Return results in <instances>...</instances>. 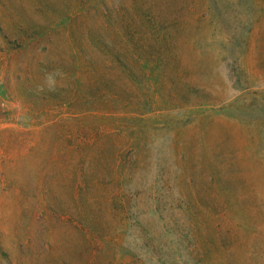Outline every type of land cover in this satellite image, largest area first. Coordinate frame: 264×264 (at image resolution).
Returning a JSON list of instances; mask_svg holds the SVG:
<instances>
[{
  "label": "rangeland",
  "instance_id": "rangeland-1",
  "mask_svg": "<svg viewBox=\"0 0 264 264\" xmlns=\"http://www.w3.org/2000/svg\"><path fill=\"white\" fill-rule=\"evenodd\" d=\"M187 222L264 264V0H0V264H180Z\"/></svg>",
  "mask_w": 264,
  "mask_h": 264
},
{
  "label": "trees",
  "instance_id": "trees-1",
  "mask_svg": "<svg viewBox=\"0 0 264 264\" xmlns=\"http://www.w3.org/2000/svg\"><path fill=\"white\" fill-rule=\"evenodd\" d=\"M174 203V202H173ZM173 203L171 202L170 207H172ZM192 204L186 205V214L188 216V219L190 218V215L188 212L192 209ZM188 208V210H187ZM113 210H116V206H114ZM156 212V211H155ZM190 222V219H189ZM187 222V225L182 229L178 234H170V231H165L164 233V239L167 241V243H170L177 251L182 250V253L185 256V259L183 260L182 253L178 257L180 264H200L202 252L198 248H196V237H197V231L195 230L194 226L189 225L190 223ZM153 238V237H152ZM108 239V238H107ZM100 240L104 243L106 241V237L102 236ZM111 240H107L109 243ZM162 247L161 245H158L157 247H151L148 243H141V245L137 246L135 249H129L125 254L133 258L135 262L138 264H168L165 263L160 256V252L157 250H160ZM173 252V251H172ZM149 253L150 259H147V261L144 262V256L145 254ZM204 253H207V251L204 250ZM203 253V255H204ZM151 254L153 256L151 257ZM2 256H6L4 252L1 253ZM153 258H155L157 261H152ZM170 262H173L172 256L169 257ZM150 260V261H149ZM183 260V261H182ZM136 264V263H133Z\"/></svg>",
  "mask_w": 264,
  "mask_h": 264
}]
</instances>
